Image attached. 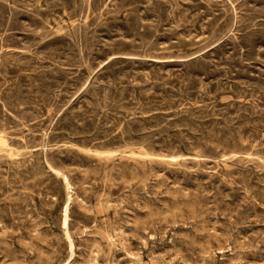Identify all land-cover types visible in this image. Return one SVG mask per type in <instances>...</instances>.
<instances>
[{
    "label": "rangeland",
    "instance_id": "374dc122",
    "mask_svg": "<svg viewBox=\"0 0 264 264\" xmlns=\"http://www.w3.org/2000/svg\"><path fill=\"white\" fill-rule=\"evenodd\" d=\"M0 138V264H264V0H0Z\"/></svg>",
    "mask_w": 264,
    "mask_h": 264
},
{
    "label": "bare ground",
    "instance_id": "6f19581e",
    "mask_svg": "<svg viewBox=\"0 0 264 264\" xmlns=\"http://www.w3.org/2000/svg\"><path fill=\"white\" fill-rule=\"evenodd\" d=\"M51 110V109H50ZM15 132V131H14ZM0 144H2V139L0 138ZM128 149V148H127ZM119 150V149H118ZM129 151V150H128ZM130 152V151H129ZM25 153V152H24ZM87 154V153H86ZM18 155V154H17ZM28 155V154H27ZM100 156V155H99ZM113 156V155H112ZM22 157V156H21ZM102 159V158H101ZM124 159V158H123ZM207 161V160H206ZM104 162V161H103ZM172 162V161H171ZM167 163V162H166ZM54 171V170H53ZM105 174V173H104ZM106 179V178H105ZM65 211H64V221H63V225L66 226V219H67V212H68V209H67V206H65ZM97 213V212H96ZM196 230V229H195ZM108 237V236H107ZM139 259V258H138ZM95 264V263H94Z\"/></svg>",
    "mask_w": 264,
    "mask_h": 264
}]
</instances>
